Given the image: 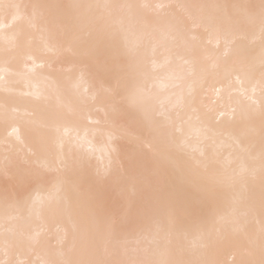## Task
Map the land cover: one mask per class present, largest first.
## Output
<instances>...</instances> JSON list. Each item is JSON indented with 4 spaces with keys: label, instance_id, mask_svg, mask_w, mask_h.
I'll list each match as a JSON object with an SVG mask.
<instances>
[{
    "label": "snow or ice",
    "instance_id": "6c2138e0",
    "mask_svg": "<svg viewBox=\"0 0 264 264\" xmlns=\"http://www.w3.org/2000/svg\"><path fill=\"white\" fill-rule=\"evenodd\" d=\"M0 264H264V0H0Z\"/></svg>",
    "mask_w": 264,
    "mask_h": 264
}]
</instances>
